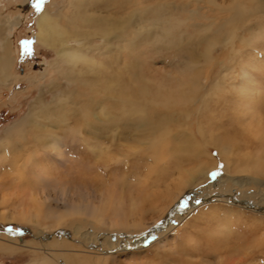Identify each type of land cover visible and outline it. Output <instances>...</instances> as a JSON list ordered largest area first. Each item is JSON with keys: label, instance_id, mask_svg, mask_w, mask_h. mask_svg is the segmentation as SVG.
Wrapping results in <instances>:
<instances>
[{"label": "bare ground", "instance_id": "bare-ground-1", "mask_svg": "<svg viewBox=\"0 0 264 264\" xmlns=\"http://www.w3.org/2000/svg\"><path fill=\"white\" fill-rule=\"evenodd\" d=\"M86 1L69 0L70 11L66 13L64 7H61L55 14L50 10L48 4H45L36 19V32L32 38L39 47L55 51L56 59L49 66L57 65L64 71L62 77L73 84L75 93L78 89L76 87L79 86L87 87V93L90 91L92 94H97L100 91L103 98L112 100L114 106L117 104L120 114L108 120L105 118V121L101 122L98 120L97 114L90 115L79 104L76 105L72 102L69 97L73 92L70 95H65L64 90L58 92L60 86L57 83H54L52 87L53 91L55 90L57 93L51 101L54 102L53 104L46 105L45 97L38 96L39 98L31 105L28 114L5 129L0 138V223L32 225L36 227L38 235L45 237H48V234L53 231L57 232L60 228L66 227L71 230L72 237L78 240L83 239L86 244L98 239L97 232L98 235L99 233L105 235L140 233L147 226L146 221L151 217L154 219L162 215L165 210L175 205L178 198L183 195L181 192L184 189H191L187 193L192 198L193 189L207 181L211 170L220 168L225 176L214 185H209L207 187L209 191L219 190L221 194H231L235 191L239 197L245 200L255 199L256 196H259V201L253 202L254 206L264 207V99L262 102L260 101L264 85L257 80L254 74H262V69L259 68L262 59L257 55L261 48H256L255 52L250 55L251 61H241L240 59L242 50L247 49L253 43L244 35L251 38L256 32L255 35L258 34V38H260V35L264 34V26L261 30L253 28L254 26H245L253 18L264 22V0L237 1L231 7H225L231 16H226L220 20V23L212 20L207 24L193 23L191 27L199 34L197 39L202 44L201 51L196 55L199 62L185 64L182 68L176 69L170 78L157 79L156 82L151 81L150 84H147L148 79L145 82L144 78H138L136 72L128 70L127 74L131 85L127 82L123 84L117 75L118 72L109 70L110 67L99 58L100 52L106 56L107 51L113 52L115 41L125 42V47L132 51L135 47L134 44L132 45L133 41L130 42L131 34L138 36L142 34V30L146 29L148 30L145 31L146 34L156 33V36L162 37V33L167 31V36H170V27L167 24L165 26V23L163 27H157L159 26L157 24H154L156 26L141 25V18H138L137 10L129 12L130 9L124 8V6V9L118 10H120L119 12L127 11L124 13L126 15L117 17L116 10H113V8H118L117 1L111 4V0H107L109 5L106 6L111 10L108 9L106 12L104 11L106 6L100 7L102 2L99 1V6H93L91 3L92 9L89 10V13L88 9L86 10ZM192 1L201 3L204 0ZM23 2L25 3L24 8L27 10L32 5L31 0H23ZM127 4L130 5L129 2ZM90 5L88 6L90 7ZM183 8L188 15L187 18H201L198 11L195 13L187 10L186 6ZM15 21L9 26L10 30L13 26H18L22 19L18 16ZM1 25L0 21V83L2 84L7 83L8 79H12L15 58L11 51L9 35L6 34V31L4 32L5 28L3 29ZM242 25L245 27H242V33L238 34L239 26ZM148 27L149 29H147ZM160 32L161 34H159ZM202 33L207 35L201 36ZM94 38L98 43L93 41ZM179 40L180 38L178 40L172 38L169 45L173 43L174 46L178 45L177 41ZM216 47H220L227 61L231 63L228 65L229 67L238 66V77H240L234 101L232 100L233 102L228 107L231 111L230 116L226 115L225 111L222 112L224 114L221 113L222 115L217 111L223 101L221 93L224 90V84L228 80L229 73L233 71L232 68L226 67L223 70L221 81L208 91L203 103L205 106L208 103L207 99L216 98L213 99V110L210 111L209 118L207 117L209 129L206 130L204 127L201 117L203 111L198 117V135L202 139L203 145H209L216 151L219 157L218 161L214 160L207 150L203 149V145L195 140L189 132L187 124L190 116L187 110L188 106L198 97L210 77L211 68L215 66L216 57L213 55V50ZM239 59L240 61H238ZM111 63L116 64L117 60L113 59ZM124 67L127 66L124 65ZM206 68L209 69L205 71ZM91 74L95 75L90 76ZM87 93L86 95H88ZM81 98L79 99L82 100ZM149 98L153 101L150 102ZM224 101L226 100L224 99ZM259 104L261 107L257 108L256 106ZM67 107L73 109L67 110ZM148 110H152L151 113ZM64 112L69 114L65 116ZM174 112L182 117L183 123L176 124L175 128H171L170 120ZM69 115H72L70 119ZM151 115L154 117L153 122L149 120ZM217 117L229 120L230 134H228L227 128L223 130L221 127L214 128V119ZM72 118H77V121L71 124V121L74 120ZM91 118L95 119L97 123L91 125L93 122H90ZM216 122L218 121L216 120ZM80 125L81 127H79ZM84 126L94 128L100 133V136L96 137L100 139L98 145L92 147L96 150L92 157L93 163L81 161L73 152L74 148L78 149L87 145V147H91L92 140L96 139L95 136H89L87 131L83 133ZM120 129L131 135L124 137L126 136L124 133L123 138L118 137L116 134ZM63 133L70 135L68 142H65L66 135ZM124 140L133 142V146L134 142L138 143L139 147L121 145L120 143H124ZM146 157H150L151 161L145 164L146 168L152 169L151 172H158V175L160 173L158 185L166 187L165 192L156 189V185L155 188L152 187L153 184L152 186L148 184L144 177L138 178L139 180L130 186L124 182H122L123 184L118 183L116 174H113L120 167L123 169L131 167V161ZM171 160L174 164L167 168V164L171 163ZM95 163L101 164L103 171L114 169L110 175L115 183L105 185L103 182H98V187L93 188L88 177L83 175L81 170L85 167L92 169ZM180 163L191 164L194 168L196 165L195 169L198 170L196 173L201 177L190 179L183 174L184 165H179ZM60 170H63L62 177H59ZM89 172L88 174H90ZM79 180H83L85 183H81ZM168 181L177 185V193H171L170 188L168 189ZM251 187L254 190L249 195L248 190ZM237 193L235 194L238 195ZM203 198H207L204 193L199 196V199ZM168 201L169 204H167ZM52 203H54L53 206ZM185 203H187V207L176 212V216L180 215L179 219L194 210L190 200H184L182 205ZM58 204L61 206H57ZM169 205L170 207H168ZM167 222L163 224V231L157 229L159 234L163 232L162 235H159V240L153 243L157 257L165 247L163 243L169 239L166 238V235L173 229L171 223ZM86 227L94 230L92 233H88L85 231ZM174 228L175 235L182 238L183 244H188V246L194 244L187 234L182 233L183 229ZM222 231L223 228H220L219 232ZM57 233L61 234V232ZM96 236L97 238H95ZM108 237L110 238V236L103 237L102 243L110 249H114L118 244L114 241L108 243L106 240ZM0 240L8 243L0 241V251L15 253L14 251L20 250L17 239L0 233ZM65 241L53 239L47 244H42L40 241L30 242V245L42 248L39 249L40 251L34 250L37 254H32L35 255V259L30 260V264H90L88 262L117 264L118 260L116 259H120L116 254L94 253L83 250L82 247H75L69 241V243H65ZM263 242L264 235L258 243ZM260 245L262 246V244ZM50 247H65L66 250H58L59 255L56 258L50 255L53 253ZM262 247L260 248L262 249ZM70 252L73 255H66ZM137 252L130 253V256H135ZM247 262L249 260L245 262L240 260L235 263L221 261L216 264H248ZM179 264H189V262Z\"/></svg>", "mask_w": 264, "mask_h": 264}, {"label": "rangeland", "instance_id": "rangeland-1", "mask_svg": "<svg viewBox=\"0 0 264 264\" xmlns=\"http://www.w3.org/2000/svg\"><path fill=\"white\" fill-rule=\"evenodd\" d=\"M68 1L69 0H45V3L41 5V8H43L45 4H48L50 10L53 12V14H55L57 12V9L64 7V11L67 13L68 11H70L68 8ZM90 1H86L88 5L92 3L93 6H99L101 2L102 3L100 7L106 6L107 4L109 5V2H107V0ZM114 1H117L118 4L116 5L118 6L117 9L113 8V10H116L115 12H117V17H119V15L120 17L125 16L126 14L124 13L127 12H119L120 10L118 9H124L128 7L130 9L129 12L137 10L136 13L138 14V18H141V25L157 24L159 25L157 27H163L165 23V26L167 24V26L170 27L169 31H171L170 36H167L168 34L166 31V33H162V37H158V35H155L156 33L146 34L145 31L148 30L145 29L142 30L141 35L139 34L138 36H133V34H131L132 36L130 42L133 41L132 45L134 44L133 46L135 47L132 51L125 47V42L115 41L114 47L116 49L114 48L113 52L107 51V56L100 52L99 58H101V61H103L105 65L107 64L110 67L109 70H112V72L117 71V75H119L122 83L126 84L127 82L131 85V82L128 79V70H133V72H136L138 74V78H144L145 82L148 79L147 84H150L151 81L156 82L157 79L170 78L172 73L176 69L182 68L185 64L198 63L199 58H196V55H198V52L201 51L202 44L199 43V39H197V35L199 34H197L194 28L191 27L192 24H207L210 22V20L216 23H220V20H223L226 16H231L228 11H226L225 7H231L235 2H242L244 0H204L203 2L201 1V3H195L192 0H111L110 3H115ZM86 2V10L88 9L89 11L90 9H92V5H90L89 7ZM128 2L130 3V5L127 4ZM217 5H220V7H217ZM24 6L25 3L23 2V0H0L1 26L3 29L5 28L4 32L6 31V34L9 35L11 51L13 52L15 58L14 66L12 69V79H8L7 83H2L4 85L0 83V138L3 136L2 134L5 129L21 120L28 114L31 105L40 97V95L45 97L46 105H51L54 103L51 102L57 94L55 90L53 91L52 89L54 83H57V85L60 86L58 92H60V90H64L65 95H70V93L73 92V94H71V96L69 97L72 102H74V104L76 105L79 104L83 109L88 111L90 115L97 114L98 120L101 122H104L105 118L108 120L109 118H115L116 115L120 114L119 108H117V104L114 106V102L112 100L103 98L100 95V91L97 94H92L90 91L89 93H87V87L79 86L76 87L78 89L77 93H75V91L73 90V84L71 82H67L64 77H62L64 71L58 68L57 65H55L54 67L49 66L56 59L55 51H53L52 49L39 47L38 45H36L34 39L32 38L36 32V19L38 18L41 10H34L32 5H30L27 10L24 8ZM184 6H186L187 10L189 11H194L195 13L199 12L201 18H187L188 15H186V12L183 8ZM221 7H223L224 9H222ZM198 8L199 10H197ZM108 9L110 8L107 7L104 11L106 12ZM18 16L21 17L22 21L20 22V24H18V26H13L12 30H10L9 26L11 25V23L16 22L15 20ZM262 21H260L258 18H253L250 23L245 26H254L253 28H259L261 30L264 26V22ZM245 26H239L238 34L242 33L241 28ZM147 29H149V27ZM159 34H161V32ZM255 34L252 35L251 38L247 35H244V37L246 36V39H250V42L253 43L250 46L252 47V49L248 47L247 49L242 50L240 59L241 61H251L252 57H250V55L255 52L256 48H261V51L259 50L257 52V55L262 59L263 62H261V65L259 67L262 69V74H254L257 80L264 85V34L260 35V38H258V34ZM200 35L205 37L207 34L202 33ZM172 38L173 40H178L180 38V40L177 41V43L179 42V44L175 46L174 43L172 45H169L170 39ZM256 38L258 39L255 40ZM29 41H31V43H28ZM93 41L95 43H98L95 38L93 39ZM256 41L258 42L254 43ZM71 44L74 45V43ZM213 51V55L214 57H216L215 66L211 68L210 77L204 84V87L200 91L198 97L195 98L194 102L190 103L187 109L190 115L187 121L188 130L193 135L195 140L201 145H203L202 139L198 135L197 131L198 117L201 114V111H203L201 114L202 121L206 130L209 129L210 126L207 122L209 118L208 115L210 116V111L213 110L214 100L216 99L215 97L207 99L208 103L203 106L208 91L212 87H214L217 82L221 81L223 70L226 67L232 68L231 70L233 71L229 73L227 80L228 82H225L224 90L221 93V96L223 97V101L221 102L222 106H218L217 109L220 115L224 114L222 112L225 111L226 115L230 116L231 111L228 107L229 104L234 101L235 92L238 89V85L240 84V77H238V66H228L231 63L227 61L226 56L222 53L220 47H216ZM113 59L117 60V65L112 63L110 64V62H113ZM240 59L238 61H240ZM124 65L128 68L124 67ZM207 69L209 68H206L205 71H207ZM93 75L95 74H91L90 76ZM230 85L232 86L231 88ZM263 91L262 98L260 99L261 102L264 99ZM86 93L88 95H86ZM79 98H81L82 100H80ZM224 99L226 101H224ZM149 101L152 102L153 100L149 98ZM256 107L260 108L261 104ZM71 109L73 108L67 107V110ZM205 110L208 111L205 112ZM151 111L152 110H148L149 113H151ZM63 114L67 116L69 113L64 112ZM176 114L178 113L174 112V115H172V118L170 120L171 128H175L176 124L183 123V121H181L182 117ZM71 117L72 115L68 116L69 119ZM149 118L150 122H153V115L149 116ZM72 119L74 120L71 121V124L77 121V118ZM91 119L90 122L93 121L91 125L97 123L95 119ZM216 120L218 122H216ZM222 123L223 125H221ZM228 125L229 120H226V118L221 117V119H219L217 117L216 119H214L213 126H215V129L217 127H221L222 130L224 128H227L229 130L228 134H230L231 129L228 127ZM79 127H81V125ZM82 131L83 133L84 131H87L90 134L89 136H95V138L100 136V133L95 131V129L91 127H85L82 129ZM124 133L125 132H122V130L120 129V131L116 135L123 138ZM63 134L66 135L65 142H68V138L70 137V135L65 133ZM125 135L126 136L124 137H127L131 134L125 133ZM132 137L133 139H135L134 136ZM98 140L100 139H93L91 147H87V145L78 149L74 148V155L83 162L93 163L92 157L93 153L96 150H94V148L92 149V147L98 145ZM123 142L124 143L120 144L128 145L130 147L133 146V142L125 140ZM133 147H139L138 143L136 144L134 142ZM68 149L70 151V148ZM203 149H206L207 153H209L214 160H219L216 151L212 149L211 146L203 145ZM144 159L145 161H143ZM150 162V157L138 158L130 162V165H132L131 167H128L126 169L120 167L117 171H114V169H112L111 171H103L102 165L99 163H95V166H93L92 169H87V167H85L81 171L83 175L88 177V181L91 182V186L93 188L98 187V182H103L105 185H108L112 182L115 183L113 179H111L112 176L110 175L114 171L115 173L113 174H116V178L119 180L118 183L124 182L127 185L131 186L134 185L132 183H136L139 180L138 178L144 177L148 184H150L151 186L153 184L152 187L155 188L156 185V189L158 188L159 191L163 190V192H165L166 187H160L162 185H158V177H160V173L158 175V172H151L152 169L146 168L145 164H148ZM172 164L174 163L171 160V163L169 162L167 164V168L171 167ZM179 165L184 164L180 163ZM195 168L193 165L186 163L184 165V171L182 172L190 179L192 177L195 179H199L200 175L196 173L198 170L196 171ZM86 170L88 172L91 171L89 172L90 174H88ZM62 172L63 170L59 171V177H62ZM213 173H216V175L213 176ZM223 176H225V173L221 168L211 170L207 176V181L203 184L197 185V187L193 189L192 192L194 194L191 195L193 196L192 198L189 197L188 194L191 189H184L181 192L183 195L178 198V201L175 203V205L165 210L166 212L164 211L162 215L154 219H152L151 217L148 221H146L147 226L144 229L145 231L142 230L140 231V233H121L119 235L116 233H111L110 235L99 233L98 235L97 232L98 239H94V241L90 242L89 244H86L85 241L81 238H79L81 240H78L77 238L72 237L71 230L66 227H62L60 228V230H57V232H61V234H58L56 231L49 233L48 237L50 238H48L44 235H38L36 227L32 225H12L9 223H0V233L5 236L17 239V244L20 248V250L14 251L15 253L0 251V264H30L31 262L29 261L35 259V255L32 254H37L36 251H40L39 249H42L39 246L30 245V242L34 243L40 241L42 244H47L53 239H59L63 241L66 240L65 243L70 242V244L74 245L75 247H82L83 250L92 251L94 253H107L111 255L116 254L118 258L120 257V259H116L118 260L116 262L117 264H179L181 262H189V264H216V262L221 261L235 263L240 262V260L241 262L242 260H244V262L246 260H249V262H247L248 264H264V242L260 243L263 247L258 243V241H260L262 239V236L264 235V207L254 206V203H257L260 198L259 196H256L255 199L245 200L239 197V194L235 191L231 194H221V191L219 190L209 191L207 189L209 185H214ZM155 180L156 182H154ZM79 181L81 183H85V181L83 180ZM175 183H167L170 185H168V189L170 188L171 193L174 194L178 189ZM171 186H173V188H171ZM253 190V187L248 190L249 195L252 194ZM203 193L206 194L207 198L199 199V196ZM235 193H237L238 195H236ZM184 200H190V204L192 205V208L194 210L192 209V213L187 214L188 217L187 215H184L179 219L178 216L180 215L176 216V212L182 209L181 205ZM197 201H199V203H197ZM167 204H169V201ZM53 205L54 203H52V206ZM170 205L168 207H170ZM57 206L61 205L58 204ZM243 206L245 207L242 208ZM164 222H167L168 224L170 222V225L173 229L171 230V232H169V234L166 235V238L168 237L169 239L166 243H163V246L165 247H163V249L160 251V257H157L156 251L153 249V243L159 240V235H162L163 232L159 234L157 232V229L163 231ZM174 227L180 228L181 230L183 229L184 231L182 230V233L187 234L192 239L194 244H190V246H188V244H183L181 240L182 238L180 239L179 236L177 237L175 235ZM220 228H223L222 232H219ZM92 230L94 229H91L89 227L85 228V231H88V233H92ZM211 235H213L215 238H211ZM97 236L95 238H97ZM106 236H110V238L108 237L106 239L108 243H112L113 241L117 242L118 245L115 246L114 249H110L107 245L102 243V238ZM0 241L8 244L6 241ZM256 244L262 247V249L258 245L256 246ZM50 249L53 250V253H50V255H52V257H56L59 255L58 250H64L65 247H50ZM170 249L171 251H174L171 252ZM134 251H138L137 254L135 256L133 255L134 257L130 256V253ZM66 255L71 256L73 255V253L70 252ZM130 260L133 261L129 262ZM88 263L93 264L95 262ZM102 263L104 264L105 262ZM105 264H112V262H107Z\"/></svg>", "mask_w": 264, "mask_h": 264}, {"label": "snow or ice", "instance_id": "snow-or-ice-1", "mask_svg": "<svg viewBox=\"0 0 264 264\" xmlns=\"http://www.w3.org/2000/svg\"><path fill=\"white\" fill-rule=\"evenodd\" d=\"M31 3L34 10L39 11L41 10V5L45 3V0H31ZM28 43H31V41H29ZM212 175L215 176L216 173H213ZM197 203H199V201H197ZM181 207H187V203L183 204Z\"/></svg>", "mask_w": 264, "mask_h": 264}]
</instances>
